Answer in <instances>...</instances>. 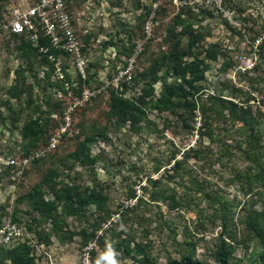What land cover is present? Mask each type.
Segmentation results:
<instances>
[{"label": "rangeland", "instance_id": "rangeland-1", "mask_svg": "<svg viewBox=\"0 0 264 264\" xmlns=\"http://www.w3.org/2000/svg\"><path fill=\"white\" fill-rule=\"evenodd\" d=\"M69 10L84 44L87 81L72 84L61 99L29 72L25 85H18V97H8L16 68H25L29 60L16 49V40L0 36V153L21 158L19 127L40 111L48 121L43 137L27 146L33 159L21 178L0 176V248L26 243L33 264H140L147 254L158 264H169L191 248L194 259L214 264L210 254L218 223L200 194H193V184L237 204V219L264 212V187L244 194L245 187L234 179L249 164L241 151L244 144L238 147L241 123L228 115L216 120L212 114L216 98L243 108L261 134L264 152V0H74ZM178 13L203 36L192 50L181 27L173 24ZM210 44L218 55L205 61ZM164 53L199 62L198 72L187 77V104L176 109L178 115L145 105L135 131L122 116L110 115L111 94L136 100L153 78L142 72ZM30 59L36 73L38 64ZM64 64L75 78L71 64ZM157 76L152 97L164 80H173L163 71ZM84 90L92 94L88 99ZM9 108L17 113L15 121ZM66 117L72 135L48 148ZM205 122L212 140L199 135ZM87 137L94 139L88 145L89 157L96 160L92 164L74 156ZM175 161L180 167H174ZM44 179H49L42 190L46 200L63 183L81 192L96 190L106 203L100 209L86 206L78 214L71 208L59 211L57 222L44 219L26 198ZM232 247L231 264H246L260 252L254 243L248 250Z\"/></svg>", "mask_w": 264, "mask_h": 264}, {"label": "trees", "instance_id": "trees-1", "mask_svg": "<svg viewBox=\"0 0 264 264\" xmlns=\"http://www.w3.org/2000/svg\"><path fill=\"white\" fill-rule=\"evenodd\" d=\"M5 0H0V8ZM74 0H69L68 5ZM181 13H178L173 18V24L180 26L182 34L187 36V46L189 50L194 49L195 46L203 40L202 34L195 32L191 29V26L185 23ZM12 39L17 41L16 49L21 56L27 58V66L17 67L15 70V81L7 89L6 94L11 99L18 97V85H25L27 78L26 72H29L33 76L36 83H45V87L51 89L54 93L55 89H60L64 93V84L61 81L53 80V63L47 60V57L38 52L36 47L24 39L23 37H17L10 35ZM41 44H48L47 40L41 39ZM262 44V42H261ZM55 57H58L60 52L50 49ZM85 54V49L83 48ZM218 52L213 44L208 45L205 49V61H212L217 58ZM38 64L37 72H33L31 59ZM46 67L43 75L41 76L42 68ZM63 70H67L65 64L62 65ZM199 70V62H183L182 54L177 53H164L155 60L152 65L142 72V76L146 77L151 75L152 81L144 90L143 93L136 99H129L122 97L118 94H111V108L110 115L112 117H121L123 121H129L130 125L135 131H138L136 126L137 122L142 119L145 114L144 106L150 105L152 109L158 113L169 112L171 114L178 115L177 108L181 104H187L185 102L187 96V90L185 84L188 83L187 77L196 74ZM163 71L165 74H171L173 80L167 83L165 80L159 90L157 97L153 95V84L158 80L157 74ZM65 81L72 86L73 82L80 83L81 80L78 77L72 79L70 74L65 71ZM75 79V80H74ZM87 81V80H86ZM53 95V94H52ZM147 97H151L146 101ZM50 96L47 94L45 102L49 104ZM183 101V102H182ZM215 101H218L214 103ZM14 121L16 120L17 113L9 108ZM41 112V111H40ZM40 112H36L32 117L23 122L19 127L20 136V148L25 155L28 154L27 146H34L46 133L48 121H43ZM227 112V113H226ZM212 114L216 120L225 121L228 115L230 119L241 123L239 131L243 137L241 142L238 143L240 148L244 144V149L241 150L243 157L248 161V166L245 170L239 171L235 174L239 184L244 188L243 193L246 194L251 187L260 189L264 187V152L261 151V134L251 126V118L246 114L243 108L237 107L231 101L221 99L213 101ZM1 115V112H0ZM182 118V117H181ZM204 125V124H203ZM201 137L205 136L208 139H213V133L211 128L205 122V130L199 131ZM93 137H87L83 141H80L74 156L85 158L88 163H94L96 160L90 158L88 154V145L93 142ZM174 167H180V162L175 161ZM10 168H1L0 176L3 174H9ZM49 184V179H44L43 183L38 184L27 193L26 198L30 201L31 208L37 212L44 219H51L54 222L59 221L60 214L66 213L68 208H71L76 214L80 213L81 209L94 205L97 209L103 207L106 203V197L96 190L89 192H81L75 186H68L61 183L60 186L54 190L53 199L46 200L43 196V186ZM193 194H200L201 199L207 203L208 207L212 210L210 214L211 219L218 223L219 231L215 239L213 249L211 251V258L214 264H231L233 245H240L242 248L248 250L251 243H254L255 248L260 252L253 258L246 261V264H263L264 257V212L257 214L252 212L243 220L235 218L234 208L237 204L229 201L224 196L218 193L205 192L200 184L195 182L193 184ZM201 212V210H199ZM16 222V218H13ZM139 254H143V250H139ZM8 261L10 264H33L34 258L31 254L30 247L26 243H18L14 248L4 250L0 248V263ZM140 264H158L150 255H145V260H138ZM169 264H206L201 260L194 259L191 254V248H186L185 251L174 260H169Z\"/></svg>", "mask_w": 264, "mask_h": 264}, {"label": "built area", "instance_id": "built-area-1", "mask_svg": "<svg viewBox=\"0 0 264 264\" xmlns=\"http://www.w3.org/2000/svg\"><path fill=\"white\" fill-rule=\"evenodd\" d=\"M67 1L69 0H5L0 8V36L23 37L53 63L52 79L63 82L66 90V93L60 89L54 90L53 95L59 99L66 94L69 95L71 89V85L65 81L64 73L67 70L62 69L65 61L71 64L75 77L80 78L81 82L87 80L84 44L80 40L76 19L69 10ZM23 4L26 6L25 10H22ZM41 39L47 40L48 44H41ZM50 49L60 52L61 55L55 57L50 53ZM44 70L46 67L42 68L41 76ZM91 95L88 90H84V99H88ZM71 111L72 108L69 107L68 112ZM69 124L70 119L66 117L64 126L49 138L48 148L57 145L63 135H72V131L68 130ZM32 159V154L18 158L15 155L7 156L0 153V169H12L11 180L17 182Z\"/></svg>", "mask_w": 264, "mask_h": 264}]
</instances>
